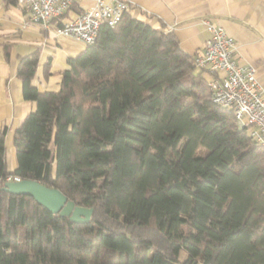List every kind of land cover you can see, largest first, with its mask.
I'll use <instances>...</instances> for the list:
<instances>
[{
    "label": "trees",
    "instance_id": "trees-1",
    "mask_svg": "<svg viewBox=\"0 0 264 264\" xmlns=\"http://www.w3.org/2000/svg\"><path fill=\"white\" fill-rule=\"evenodd\" d=\"M130 7L68 58L57 89L31 83L40 49L20 57L36 108L14 171L0 131V264H264V146L173 30ZM8 176L59 188L90 221L5 190Z\"/></svg>",
    "mask_w": 264,
    "mask_h": 264
},
{
    "label": "crops",
    "instance_id": "crops-1",
    "mask_svg": "<svg viewBox=\"0 0 264 264\" xmlns=\"http://www.w3.org/2000/svg\"><path fill=\"white\" fill-rule=\"evenodd\" d=\"M95 0H80L70 9L76 16ZM134 16L153 26L173 30L188 53L201 51L209 31L205 21L223 26L235 40L239 60L257 68L264 91V0H126ZM8 46V57L4 46ZM87 44L74 37L58 35L32 21L27 9L18 3L0 0V131H6V162L9 171L17 166L14 136L36 102L23 93L18 75L21 56L40 49L41 56L31 83L39 91L57 89L68 58ZM48 65V67H47ZM48 68V72H47Z\"/></svg>",
    "mask_w": 264,
    "mask_h": 264
},
{
    "label": "built area",
    "instance_id": "built-area-1",
    "mask_svg": "<svg viewBox=\"0 0 264 264\" xmlns=\"http://www.w3.org/2000/svg\"><path fill=\"white\" fill-rule=\"evenodd\" d=\"M80 0H17L27 9L33 22L53 28L58 35L93 43L101 25H115L130 7L126 0H95L76 16L58 20ZM209 31L201 51L195 52L198 68L210 73L208 84L213 101L233 109L240 127H246L252 138L264 146V91L257 78V68L242 62L236 52L235 40L223 26L205 21ZM8 176V180H19Z\"/></svg>",
    "mask_w": 264,
    "mask_h": 264
},
{
    "label": "water",
    "instance_id": "water-1",
    "mask_svg": "<svg viewBox=\"0 0 264 264\" xmlns=\"http://www.w3.org/2000/svg\"><path fill=\"white\" fill-rule=\"evenodd\" d=\"M3 188L17 194L32 195L39 203L52 212L68 215L74 222L90 221L93 212L92 207L76 205L57 187H51L35 179L8 180Z\"/></svg>",
    "mask_w": 264,
    "mask_h": 264
},
{
    "label": "rangeland",
    "instance_id": "rangeland-1",
    "mask_svg": "<svg viewBox=\"0 0 264 264\" xmlns=\"http://www.w3.org/2000/svg\"><path fill=\"white\" fill-rule=\"evenodd\" d=\"M206 77H207V78H210V77H211V76H210V73L206 74Z\"/></svg>",
    "mask_w": 264,
    "mask_h": 264
}]
</instances>
